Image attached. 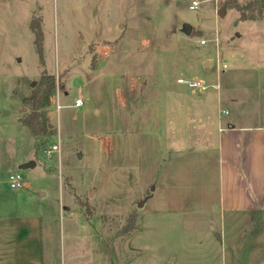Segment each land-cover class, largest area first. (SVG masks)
Wrapping results in <instances>:
<instances>
[{
	"label": "rangeland",
	"instance_id": "obj_1",
	"mask_svg": "<svg viewBox=\"0 0 264 264\" xmlns=\"http://www.w3.org/2000/svg\"><path fill=\"white\" fill-rule=\"evenodd\" d=\"M223 1L0 0V213L42 217L40 264H264V214L228 230L224 244L207 222L216 216L166 214L163 196L149 198L170 119L183 115L174 94L188 87L178 80H229L237 90L264 82V19L239 21L235 9L219 18ZM44 72L58 80L46 109L52 132L34 137L20 119L31 111L30 83ZM79 98L84 105L73 107ZM57 142L60 151L45 155ZM18 172L22 187L10 189ZM189 193L192 207L199 193Z\"/></svg>",
	"mask_w": 264,
	"mask_h": 264
},
{
	"label": "crops",
	"instance_id": "obj_2",
	"mask_svg": "<svg viewBox=\"0 0 264 264\" xmlns=\"http://www.w3.org/2000/svg\"><path fill=\"white\" fill-rule=\"evenodd\" d=\"M232 82L174 94L186 106L181 107L182 119H170L169 146L159 152L162 162L155 170V185L149 196L158 203L160 196L171 190L170 202L160 198L166 214L216 216L207 222L211 229L224 232V244L228 230L241 228L252 213L264 214V82L250 81L240 91ZM208 88L211 91L207 92ZM180 121H184L182 131ZM156 138L158 143L166 139L165 134ZM189 192L199 193L198 204L192 207L185 205ZM84 219L87 228L93 227L94 242L100 243L95 227L85 215ZM5 220L11 221L10 230L6 229L11 236L6 240L0 236V264H40L42 217L31 214L10 218L1 212L2 235ZM6 248L9 254L4 252Z\"/></svg>",
	"mask_w": 264,
	"mask_h": 264
},
{
	"label": "trees",
	"instance_id": "obj_3",
	"mask_svg": "<svg viewBox=\"0 0 264 264\" xmlns=\"http://www.w3.org/2000/svg\"><path fill=\"white\" fill-rule=\"evenodd\" d=\"M216 11L219 18L225 17L230 9H235L239 13V21L264 19V0H248L245 4H240L237 0H224L220 2ZM256 11V14H255ZM34 34V44L41 64L42 61V32L39 23L32 20L29 24ZM40 80L30 93V96L24 100L30 103V113L20 119L21 124L26 127L34 137L46 136L52 132L49 127L46 109L50 104L51 97L54 96L58 80L54 75H40Z\"/></svg>",
	"mask_w": 264,
	"mask_h": 264
},
{
	"label": "built area",
	"instance_id": "obj_4",
	"mask_svg": "<svg viewBox=\"0 0 264 264\" xmlns=\"http://www.w3.org/2000/svg\"><path fill=\"white\" fill-rule=\"evenodd\" d=\"M198 2L197 1H193L191 2L190 5V10H196L198 9ZM206 41H200L201 45H205ZM226 65L222 66V69H225ZM178 84H183L186 85L188 88L193 89V90H204L206 89V86L202 85L199 81L195 82V81H190V80H185V79H180L178 80ZM83 105V100L81 98L77 99L74 101L73 107H79ZM60 108L59 105L56 106V109L58 110ZM60 151V145L58 144V142L56 144L51 145V148H49L48 150H46L45 155H47L48 157L51 155V153L53 152H59ZM9 181V187L10 189H19L22 187V180H21V174L20 172L18 173H13L10 174L8 176Z\"/></svg>",
	"mask_w": 264,
	"mask_h": 264
},
{
	"label": "water",
	"instance_id": "obj_5",
	"mask_svg": "<svg viewBox=\"0 0 264 264\" xmlns=\"http://www.w3.org/2000/svg\"><path fill=\"white\" fill-rule=\"evenodd\" d=\"M191 30H192V26H190V25H186L185 28H184V30H183V32H184L187 36H189V35L191 34ZM209 64H210V62H209V61H206V62L203 64L202 67H203V68H206V67L209 66ZM36 84H37L36 81H32V82L30 83V86H31V87H35ZM49 127L51 128L52 126L49 125ZM35 165H36V164H35L33 161H30V162H28V163H25V164L20 165V166H19V169H22V170H23V169H30V168L34 167ZM139 206H141V203H140Z\"/></svg>",
	"mask_w": 264,
	"mask_h": 264
}]
</instances>
